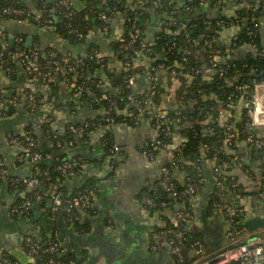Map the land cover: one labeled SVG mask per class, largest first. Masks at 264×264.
Listing matches in <instances>:
<instances>
[{
	"label": "crops",
	"instance_id": "obj_1",
	"mask_svg": "<svg viewBox=\"0 0 264 264\" xmlns=\"http://www.w3.org/2000/svg\"><path fill=\"white\" fill-rule=\"evenodd\" d=\"M57 1L0 0V50L4 49L8 43L21 39L30 50L35 47L46 49L57 46L68 57L72 55L77 57V55H88L89 46L96 43L101 46V49L91 54L101 53L109 57L112 53L109 48L110 42L120 38L124 33V17L120 14L111 18L110 34H105L98 26H95L87 35V41L84 43L69 42L52 26L41 27L27 20L18 21L1 14V7L5 2L21 4L35 16H40L46 4L53 5ZM71 1L78 9L75 1ZM176 1V6L180 7L185 4L186 0ZM254 1L222 0L221 3L216 2L215 6L208 5L203 10L209 18H214L218 14L230 17L236 15V10L240 5L252 6ZM82 5L85 8L83 1ZM52 11L55 13V19L60 20L56 9ZM245 22L246 20L233 22L219 31V44L229 46L230 57L244 58L249 52L255 51L249 44L232 46L234 36L244 27ZM161 25L162 17L153 13L144 31V39L152 40ZM260 31L264 42V6L261 10ZM91 54L89 59H96L99 64L101 62L99 58H91ZM222 57L221 60H225ZM114 62L113 59V62H109V66ZM83 63L84 61L78 64ZM99 72L102 73V69ZM65 82H62L63 86L71 90L68 80ZM172 89L173 87L170 88L171 91ZM10 90L15 91L11 93ZM50 91V86L44 79H41L40 74L31 78L20 65L14 72L0 74V96L5 95L8 99L17 97V101L8 105L5 117H0V159L3 162L0 167V256H13L12 258L24 264L12 252L15 248L21 249V242L25 236L32 235L44 244L52 242L53 236H56L62 246L61 255L74 256L75 259H72L82 264H89L93 258L98 259L97 264L103 262L109 264H178L171 252L167 237L158 232L157 228L164 224L163 217L173 218V209L168 207L160 212V218L153 217L138 202L137 196L144 188L158 189L162 167L169 158L167 150L158 152L153 158L144 154L143 148L146 142L155 135L154 127L147 122L138 126L125 123L112 126L115 142L124 152L122 156H118L121 163L114 173H111L113 161L105 155L103 148H100L103 134L106 131L105 126H99L92 132L90 141L86 143L88 147L92 146L89 148V158L92 160L80 157L78 161L83 162V167L75 169L77 149L75 150L70 143L54 150L52 156L47 157L53 160L49 169L55 161H59L62 165V178L59 179V185L69 192H74L88 177H95L98 180L93 211L87 212L81 209L79 219L82 222H89V231L82 232L75 228L74 221L68 216L71 208L67 204L64 203L59 211L54 213L52 204L48 207L49 203L47 206L41 203L45 198L33 203L27 212H12L15 206L30 199L33 191V187L22 184L21 180L37 173L36 164L26 155V146L19 139L20 134L27 131L28 125L33 124L37 133L42 134L43 124L46 122L44 120L47 117H51L54 128H58L72 120L82 122L101 114V111L94 109L91 103L80 100L77 91L61 99L64 103L75 100L76 106L69 111L62 110L50 99ZM31 92H37L42 97L40 109H32L29 98ZM164 100L166 102L164 105L169 106L173 97L168 94ZM181 141L180 132L175 133L173 145H180ZM40 147H43L42 143ZM236 153L238 160L234 164L232 174L248 194L243 197L237 194L230 195L229 199L234 204L244 205L247 208V221L264 215V201L259 196V190L264 181V162L255 157L252 143L242 136L237 137ZM211 163L206 160L198 165L201 170V186L191 200L196 219L189 225L191 229L198 230L200 225L204 224L201 230L207 250L214 252L228 243L223 212L217 209L206 222L201 221V224H198V211L204 205V194H208V200L215 186ZM67 164H72V167H67ZM172 176L179 183L186 181V171L178 166L173 167ZM29 261L28 264L34 263L33 258Z\"/></svg>",
	"mask_w": 264,
	"mask_h": 264
},
{
	"label": "trees",
	"instance_id": "obj_2",
	"mask_svg": "<svg viewBox=\"0 0 264 264\" xmlns=\"http://www.w3.org/2000/svg\"><path fill=\"white\" fill-rule=\"evenodd\" d=\"M69 1L73 11L71 17L65 16L66 5L62 0H58L57 3L53 5L46 4L40 13L41 19L50 16L53 20V23L50 26L54 27V30L56 29L55 31L69 42L84 43L87 41V35L95 26L102 29L105 22L99 17L100 12L107 13L109 19L115 17V15H122L124 17V33L120 38L113 39L110 42L109 48L113 51V55L116 58L109 56L105 61H102L99 64L96 59H89V55L92 52L101 49V46L96 43H92L89 46L88 55H77V57L73 55V57H68L64 52H61L57 46L47 47L46 49L38 47L43 59L46 58L48 52L51 50H58V59L65 65L66 69H68L67 74L64 76L54 72L56 79L55 82L50 85V99L52 100L55 98L54 103L57 107L68 111L74 108L76 106L74 103L75 100L64 103L61 99L73 95V93L77 91V87L81 85L83 90L79 93L80 100L91 103L94 109L100 110L102 107H108L111 104H117L115 105V108L118 107L119 109L130 104L129 107L135 109L136 104H131L130 96H137V99L139 100L144 96V94H137L136 92V87L140 89L145 84V73L143 72L144 66H124L119 71H114L110 68L109 62H113V59L120 62L133 61L135 58V52L143 48L142 44L145 39L144 36H139L135 41H131L129 31L134 26L140 27L145 31L152 19L153 13L159 14L162 17V25L155 33L152 40L148 42L151 55H153L152 57H155V60L152 62V67L154 68L151 69V73L157 75L159 78L152 86L151 90L153 92L155 91V94L151 96V99L156 105H164V103H166L164 100L166 95H172L173 100L168 106L171 116H174L177 110L182 107L179 109V115L183 118L182 122L172 126L173 134L180 132L182 135V141L178 146V151L174 150V158L167 162V165L170 166L171 169L175 166L184 169L186 171V181L184 183H179L175 179L174 181L177 183L180 191L185 190L190 183L195 186V193L190 194L192 200L201 186V170L198 165L206 160L212 162L210 159L216 157V163H211L212 173L215 178V186L213 193L208 200V194H206L207 196L204 194V205L200 207V211H198L199 225L201 224V221L206 222V220L213 215L214 211L219 209L217 207L218 203L222 204L227 200L231 202L229 199L230 195L237 194L240 197L247 195L248 192L244 191L240 183L236 187L232 186L236 179L232 174V170L235 164V158H238L236 153L237 137H234L231 145L225 142L226 137L229 136L231 132H228L226 126L219 122L218 114L220 108L226 107V103L230 100V97H232L235 102L238 100V95L235 92L236 84L246 82L254 77L264 76V42L260 31V17L261 10L264 6V0H255L253 2L254 4L257 1H260L261 6L258 10H254L251 6L240 5L236 10L235 16L229 17L218 14L214 18L207 17V13L203 9L208 5L215 6L218 0H207V4L205 5L201 3V0H186L184 5H179L180 7L176 6V0H156L158 2L157 6L154 5V0H143V5L135 4L134 0H82L85 3V8L82 10L76 9L73 6L72 1ZM9 6L24 8L23 5L15 2L3 3L1 14L8 18H11V15L4 14L2 10ZM176 8L179 9L178 12L172 15L171 11ZM53 9H56L57 14L60 16V20L57 21L55 19V13L52 11ZM220 19L224 20V26H228L233 22H242L246 20L244 27L236 35V40L232 41L235 43H233L232 46L249 44L253 47L255 45L260 52V54H257L256 50L249 52L244 58H233L228 56V58H224L225 60L222 59L218 64H220L219 66H225L227 68L224 73H220L213 68V56L211 57L208 48L204 46V40L215 35L217 31L216 29L222 28L221 26L215 28V23ZM25 20L34 24L37 22L33 17H26ZM208 20L212 21L211 25L207 23ZM106 24L110 26L109 32L111 33L112 24L109 23V21ZM250 31H252V34H250ZM80 35H82V37ZM193 39H195V41H193ZM18 46L30 51L23 41H13L12 43H8L7 49H5V64L0 68V74L16 71L18 64L14 59H9L7 57V52L14 51ZM227 47L228 46L225 45H218V48L222 49V56L227 55ZM79 57H82L81 59L84 61L83 64H78L80 60ZM184 57H187V62H183ZM177 61L182 63L186 68L195 66L201 70V73L192 79L183 76L178 77L180 84L176 85L175 89H172L173 91H171L170 88L173 87L175 83L174 77L169 71L160 68L159 65L163 64L164 67H168L175 64ZM72 64L75 66V70L73 71L69 70ZM101 69L102 73L99 72ZM205 74H210V79H205L203 77ZM129 76L135 77L137 82L136 87L128 84ZM66 78L68 79V84L71 90L65 88L62 84L63 81H66ZM107 78L110 82L109 86L105 85ZM172 92L173 94H171ZM31 93H33L39 100L42 98L37 92ZM104 95H108L111 100L102 99ZM176 105H179V108L176 109ZM113 115L116 117V124L129 123V120H126L124 116L115 112ZM248 119L247 108H243L241 115L232 118V122L238 129H241ZM51 122L52 118L50 122H45L43 124L42 134L37 133L33 124L28 125V132L26 131L20 134L19 139L26 147L32 140H34L35 145L32 146V149L41 152L44 158L51 157L54 150L61 148L72 141V147H74L75 150L77 149L76 152L78 155L76 158L77 161H75V169H79L84 165L81 160L78 161L80 157L83 156L92 160L89 158V148L92 146L88 147V144L86 143L90 140L92 132H94L99 126L106 127V131L101 140L102 146L98 144L100 145V148H103L105 155L108 156L110 150L118 145L115 142L112 129L113 125H109L102 114L95 115L82 122L72 120L69 121L68 124L58 128H54V125ZM71 124L84 129L80 134H77L70 129ZM236 133L237 132H235V134ZM241 136L244 137V135ZM163 137V135L159 136L161 139H163ZM164 140L166 142H172L173 136ZM40 143H42V148L40 147ZM203 145H207L208 148L204 149ZM120 150L124 153L121 147ZM162 150L164 149L154 151V156ZM255 157L264 162V148L261 150L259 149L257 154H255ZM112 161L113 170L111 173H114L115 169H117L118 165L121 163V160L115 155ZM223 161H228L230 163V167L221 172V178L224 180L226 186L225 196L220 195L216 185L217 176L214 172V164H216V166H221V162ZM37 165L41 169V173H37L41 179V183L33 188L30 197L33 198L36 193L47 194L53 189L62 191L65 201L72 200L80 194H88L92 200L91 207L83 208L80 205H74L73 207L67 206L71 208V212L68 216L74 218L73 221L75 228L82 232L89 231V222H82L79 219L81 217V209H84L87 212L93 211L94 194L97 192L98 180L95 177H88L74 192H69L59 185V179L62 178L63 171L62 165L59 161H55L50 169L45 163L39 162ZM261 189H264V181ZM143 195L153 196L157 203H160L163 200L173 201L169 198V192L160 186L155 190L144 188L137 197L141 198ZM41 203L46 204V206L49 203L48 207H51L52 201L50 197L47 196V198ZM174 205L175 202L173 201L169 208L173 209L175 207ZM190 206L193 208L192 202H190ZM148 209L152 213L156 210H160L161 212L164 210L160 205L149 206ZM172 220L173 218L170 219L163 217L164 224L157 227L158 232L168 226H172ZM190 223L191 222H186V225L184 223L186 241L184 242L185 245L183 247L188 261L190 260L188 250L191 242L201 240L205 244L206 249H208L201 230V228L204 227V224L200 225V229L197 230L195 228L191 229L189 225ZM52 241L60 243V240L56 238V236H53ZM47 258L48 255H45L43 260L45 261ZM58 258L75 259L74 256L64 255H60ZM38 262L42 261L39 260Z\"/></svg>",
	"mask_w": 264,
	"mask_h": 264
},
{
	"label": "built area",
	"instance_id": "obj_3",
	"mask_svg": "<svg viewBox=\"0 0 264 264\" xmlns=\"http://www.w3.org/2000/svg\"><path fill=\"white\" fill-rule=\"evenodd\" d=\"M134 1L135 4H144L143 0ZM221 1L222 0H218L217 2L221 3ZM62 2L66 5L65 16L71 17L73 11L70 1L62 0ZM201 3L205 5L207 4V0H201ZM154 5H158L156 0H154ZM244 6L248 5L244 4ZM260 6V1H257L251 7H253L254 10H258L260 9ZM178 10L179 9L177 8L173 9L171 14L174 15L178 12ZM2 12L4 14L11 15L12 19H16L18 21H25L26 17H33L35 21H37L36 24L39 26H50L52 24V18L50 16L41 19L40 16L32 15V13L25 8L9 6L3 8ZM99 17L103 22H105L101 30L105 34H108L110 26L106 23L108 21L110 23L111 19H109L108 14L105 12H100ZM207 23L211 25L212 21L208 20ZM219 26L222 28L225 27L223 19L217 20L215 23V28H218ZM216 30L217 31L215 35L204 40V46L208 48L209 52L211 53V57L213 56V68L218 70L220 73H224L227 68L225 66H219L220 64H218V62H221L222 57V49L218 48V45H220L219 31L221 29ZM250 34H252V31H250ZM80 36L82 37V35ZM139 36H144V31L140 27L134 26L129 31V37L131 41H135ZM236 38L237 36L235 35L232 41L236 40ZM17 41L22 40L18 39ZM193 41H195V39H193ZM148 42L149 41L145 40L142 44L143 48L135 52V58L133 61L120 62L114 59L115 62L110 66V68L114 71H119L124 66H144L143 72L145 73V84L140 89L136 87L137 82L135 77H128V84L130 86L136 87L137 94H144L143 98L140 100L137 99V96H130L131 104H136L137 108H130V104H127L124 108L119 109L118 107L115 108V105L117 104H111L108 107H102L100 111L109 125L116 124V117L113 115L114 112L124 116L126 120H129V123H125L128 125L138 126L143 122L151 124L154 127L155 135L151 140L146 142L143 152L148 157L153 158L154 151L158 149L167 150L169 156L167 162H169L174 158V150L178 151L179 145L174 146L172 142H166L164 139L174 136L172 126L182 122L183 118L179 115V109L182 107L179 108V105H176L175 108L179 109L174 116H171L167 105H156L153 103L151 96L155 94V91L153 92L151 89L155 81H157L159 78L157 75L151 73V69L154 68L152 67V62L155 60V57H152L153 55H151ZM233 43L234 42H232V45ZM253 47L256 50V53L260 54L257 46L254 45ZM5 49H7V45L4 49L0 50V68L5 64ZM226 52L227 55L223 56L222 58H228L230 53L229 46L226 49ZM113 54L114 53L112 51L110 56L115 57ZM7 57L9 59H14L18 65L22 66L29 77L34 78L35 75L40 74L41 79H44L48 86L55 82L56 76L54 72L63 76L68 72V69H66L65 65L58 59V50H51L48 52L46 58L43 59L38 47L28 51L25 48L18 46L14 51L7 52ZM92 57H98L102 62L105 61L108 56H104L101 53H96L95 55H92L91 58ZM82 62L83 59H80L79 63ZM183 62H187V57L183 58ZM159 67L169 71V73L174 77L175 83L173 89H175L176 85L180 84L178 77L183 76L185 78L192 79L201 73L199 68L195 66L186 68L178 61L168 67H164L163 64H160ZM74 68L75 66L72 64L69 70L73 71L75 70ZM203 77L205 79H210V74H205ZM66 80L68 79L66 78ZM109 84L110 82L107 78L105 85L109 86ZM82 90L83 87L79 85L77 87V91L80 93ZM235 92L238 95V100L235 102L234 99L230 97V100L226 103V107L219 109V122L226 126L228 132H231L230 135L226 137L225 142L231 145L235 136L238 137L244 135V138L252 143L254 153L257 154L259 149L261 150L264 148V76L254 77L250 80H247L246 82L236 84ZM171 94H173V92ZM170 96L172 97V95ZM29 98L32 103V109H40V100L37 99L33 93H29ZM102 99H107L109 101L111 100L108 95H104ZM15 101H17V97L8 99L5 95L0 96V117H5L8 105ZM54 101L55 98L52 99V102ZM243 108H247V115L249 119L245 122L241 129H238L235 124H233L232 118L237 116L238 111L239 115H241ZM44 121L50 122L51 117H47ZM70 129L73 132L80 134L84 128H80L71 124ZM235 132L237 133L235 134ZM160 135L164 136L163 139L159 138ZM34 145V140H32L27 145L26 155L32 160L33 163L36 164L35 168L37 173H41V169L37 164L43 160L44 157L41 152L34 151L32 149V146ZM70 145H73L72 141L70 142ZM203 148L207 149L208 146L203 145ZM115 155L122 156V151L118 145L110 150V154L107 157L112 160ZM210 160L216 163V157ZM236 160H238V158H235V162ZM2 165L3 162L0 159V167H2ZM66 166L72 167V164H67ZM229 167L230 163L228 161L221 162V166H216V164H214V172L217 176L216 185L221 196H225L226 187L224 180L221 178V172L223 170H227ZM37 173L30 178L22 179L21 183L29 185L33 188L38 186L41 183V179ZM238 184L239 182L235 179L232 186L236 187ZM158 186L165 188L170 194L169 198L175 202V207L173 208V225L161 230L160 233L167 237V242L170 246L171 252L175 256L178 264H264V228L249 230L246 225L247 208L244 205L233 204L228 200L222 204H217V207L223 212L226 221V235L228 237V243L222 248L214 252H210L206 249L205 244L201 240H195L190 243L188 250L190 260L188 261L183 247L185 245L184 242L186 241L184 226L186 225V222H193L196 219L195 211L190 206V194L195 193V186L190 183L185 190L180 191L172 176V169L167 165V163L162 167ZM47 196H49L52 201L53 212H58L65 200L63 198V192L57 189H53L47 194L36 193L33 198L27 199L23 201L22 204L15 206L12 212H27L34 202L40 201ZM259 196L264 201V189L259 190ZM173 201L163 200L162 202L157 203L153 196L148 195H143L141 198H138V202L144 210L150 213L151 216L159 218L161 211L156 210L152 213L148 207L160 205L163 207V209H166L171 207L170 204H172ZM65 203L69 207L80 205L83 208H89L92 205V200L90 196L85 193L76 196L72 200H66ZM73 219L74 218L71 217V220ZM21 249L27 252L33 258V264H82L72 258H58L62 252V247L59 242L52 241L48 244H44L32 235H27L22 239ZM45 255H48V258L44 261L43 257ZM39 260L42 262H38ZM0 264L21 263L8 255H1Z\"/></svg>",
	"mask_w": 264,
	"mask_h": 264
},
{
	"label": "water",
	"instance_id": "obj_4",
	"mask_svg": "<svg viewBox=\"0 0 264 264\" xmlns=\"http://www.w3.org/2000/svg\"><path fill=\"white\" fill-rule=\"evenodd\" d=\"M76 7L79 8H83L82 5V1L81 0H74ZM95 20V19H94ZM15 90H10L11 93H14ZM69 150H72L71 147H68ZM53 162L52 158H44L43 160L40 161V163H45L48 167H50L51 163ZM246 225L248 227L249 230H256L259 228H264V216H256L253 217L251 219H248L246 221ZM12 254L19 258L24 264H28L30 260H32L31 256L28 255L25 251L21 250L20 248H15V250H13ZM96 262H98L97 260L91 259V262H89V264H97ZM101 264H109L108 262H103Z\"/></svg>",
	"mask_w": 264,
	"mask_h": 264
}]
</instances>
